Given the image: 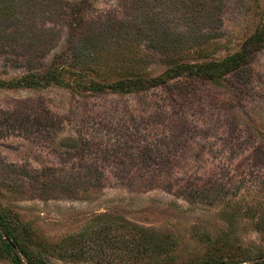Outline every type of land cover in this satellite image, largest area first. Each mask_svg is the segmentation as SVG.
Segmentation results:
<instances>
[{
	"label": "rangeland",
	"instance_id": "rangeland-1",
	"mask_svg": "<svg viewBox=\"0 0 264 264\" xmlns=\"http://www.w3.org/2000/svg\"><path fill=\"white\" fill-rule=\"evenodd\" d=\"M148 1L158 27L181 43L175 60L142 41L103 78L67 64L69 86L23 82L62 63L64 24L37 2L34 22L0 18V215L27 249L25 264L264 259V48L240 75L216 80L182 74L129 93L77 82L113 83L134 66L155 78L171 64L222 62L264 25V0H211L196 25L186 0ZM59 4L85 23L114 24L144 9L132 0L51 6ZM0 264H13L1 241Z\"/></svg>",
	"mask_w": 264,
	"mask_h": 264
},
{
	"label": "trees",
	"instance_id": "trees-1",
	"mask_svg": "<svg viewBox=\"0 0 264 264\" xmlns=\"http://www.w3.org/2000/svg\"><path fill=\"white\" fill-rule=\"evenodd\" d=\"M52 1L54 0H44L43 3H40L39 0H0V18H3L5 22L25 23L27 19L34 22L35 11L31 10L30 7L37 2L40 5L39 10L49 12L48 20L64 24L68 30L69 46L62 63L60 65L54 64L41 75L30 74L25 76L23 78L24 84L69 86L72 83L67 79V73L69 72L67 64L72 63L85 67L93 74L91 75L93 77H106L111 70L108 69L109 63L114 62L118 54L123 57L122 60L124 61L133 60L132 56L128 55L132 49L131 47L142 41L147 42L150 46L153 45L155 48L158 47V50L164 54L169 62H173L179 54L178 45L181 43L173 41L164 27H158L154 13H151L153 8L157 6L152 1L132 0V4L136 9L140 8L141 3L144 5V9H140L141 14L123 21L115 19L114 24L101 20L85 23L77 14L76 9L68 11L61 4L52 7ZM210 4L211 0H186L183 8L185 9L186 19L196 25L198 20H204L201 16L203 17L206 13L209 14ZM52 31L53 29L46 30L47 33ZM160 31L162 32L160 33ZM262 48H264V25L244 41L238 52L222 62L171 64L164 75L155 78H145L140 74L144 70L143 67L138 70L137 74L134 73L137 69L134 66V68H131L134 71L130 76H125V78L113 83L96 81L93 78L90 79L88 85L80 81L77 82H79L78 86L80 88L94 92L113 90L129 93L166 84L182 74L216 80L227 73L240 75L255 53ZM140 61H143V59ZM0 241L13 264H25L22 256L28 257L27 249L19 240L15 229L8 223L6 217L1 215ZM253 264H264V259Z\"/></svg>",
	"mask_w": 264,
	"mask_h": 264
}]
</instances>
